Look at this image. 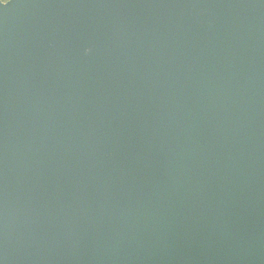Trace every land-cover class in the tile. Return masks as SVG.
I'll use <instances>...</instances> for the list:
<instances>
[{
	"label": "water",
	"instance_id": "95a60500",
	"mask_svg": "<svg viewBox=\"0 0 264 264\" xmlns=\"http://www.w3.org/2000/svg\"><path fill=\"white\" fill-rule=\"evenodd\" d=\"M0 264H264V0L0 2Z\"/></svg>",
	"mask_w": 264,
	"mask_h": 264
},
{
	"label": "trees",
	"instance_id": "16d2710c",
	"mask_svg": "<svg viewBox=\"0 0 264 264\" xmlns=\"http://www.w3.org/2000/svg\"><path fill=\"white\" fill-rule=\"evenodd\" d=\"M6 1H8V0H3V2H6Z\"/></svg>",
	"mask_w": 264,
	"mask_h": 264
},
{
	"label": "snow or ice",
	"instance_id": "6c2138e0",
	"mask_svg": "<svg viewBox=\"0 0 264 264\" xmlns=\"http://www.w3.org/2000/svg\"><path fill=\"white\" fill-rule=\"evenodd\" d=\"M0 2H3V0H0Z\"/></svg>",
	"mask_w": 264,
	"mask_h": 264
}]
</instances>
